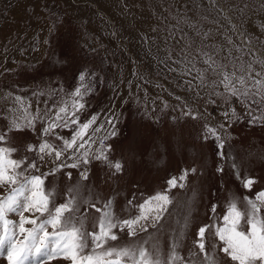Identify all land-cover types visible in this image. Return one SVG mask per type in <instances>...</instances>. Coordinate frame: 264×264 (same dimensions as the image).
Returning <instances> with one entry per match:
<instances>
[{"label": "rangeland", "instance_id": "obj_1", "mask_svg": "<svg viewBox=\"0 0 264 264\" xmlns=\"http://www.w3.org/2000/svg\"><path fill=\"white\" fill-rule=\"evenodd\" d=\"M262 60L264 0H0V89L25 100L20 112L0 108V132L9 128L7 107L18 119L37 117L34 130L9 132L5 146L18 149L13 159L26 158L25 174L33 170L27 168L32 162L38 169L51 166L52 160L41 162L25 148L39 145L42 129L60 107L67 104L72 112L71 94L85 73L90 90L75 117L80 125L94 118L81 149L90 154L89 163L62 168L45 179V189L55 192L53 205L64 203L67 190L78 186V195L97 208L111 200L117 221L130 219L139 214L135 205L187 171L185 186L170 191L173 203L160 224L149 222L147 231L134 238L117 228L118 240L107 246L140 243L164 257L175 241L178 254L189 261L201 226L222 223L229 201L243 211L244 198L255 199L264 190V89L260 95L249 89L247 96L231 97L205 61L244 75L251 85L247 66L261 72L257 61ZM245 91L240 88L241 94ZM253 117L258 119L250 124ZM206 126L224 136L226 159L216 155L214 138H204ZM77 127L61 124L43 138L63 148ZM98 150L119 161L122 171L94 159ZM232 163L239 165L241 177L254 179L250 189L237 179ZM85 170L88 178L81 180ZM80 214L87 217V231H93L100 213L81 208ZM214 244L221 246L208 234L210 252ZM90 251L91 244L85 249ZM0 264H6L3 257Z\"/></svg>", "mask_w": 264, "mask_h": 264}, {"label": "snow or ice", "instance_id": "obj_2", "mask_svg": "<svg viewBox=\"0 0 264 264\" xmlns=\"http://www.w3.org/2000/svg\"><path fill=\"white\" fill-rule=\"evenodd\" d=\"M208 69L221 76L220 85L224 92L231 97L240 95L247 96L249 89H255L254 94L260 95L264 89V60L257 61L262 66L261 72H255L252 64L247 66V80L245 76H237L235 72L228 73L216 68L214 64L205 61ZM252 73H255L254 75ZM203 79V76H201ZM78 79L80 86L71 94L72 112H69L65 104L55 112V118H50L47 125L42 129V139L38 146L28 144L25 151L35 152L38 159L43 162L52 160L54 167L47 173L40 175H28L21 171L26 158L17 160L12 154L17 148L5 146L8 133L11 131H24L35 129L37 117L25 115L22 119L10 121L7 131L0 132V188L6 189V194L0 196V257L6 264H52L59 260L68 261L69 264H264V190L256 194L255 199L244 198V210L238 207L235 200L229 201L227 211L222 217V223H214L201 226L196 232L193 242V251H190V260L185 261L177 252L178 245L174 241L169 247L166 256L162 257L158 249L149 251L144 244L134 243L124 247H108V241L118 240L115 229L127 230V235L134 238L138 232L147 231L150 222L153 227L160 224L169 211V205L173 203L169 193L173 188H183L188 172L184 171L177 177L167 181V189L157 192L148 197L142 204L135 205L138 215L125 220L117 221L111 212V200L102 208H97L95 202L85 200L78 195V186L67 190V198L64 203L53 205L54 191L45 189V179L49 175H55L65 167L77 168L81 164L89 163V153L81 151L87 141L85 135L92 121L79 124L75 112L83 108L80 103L82 96L88 89L84 81L85 73H80ZM239 85V87H238ZM246 91L241 94L240 88ZM224 93H221L223 95ZM21 102V98H16ZM25 112L27 110L25 109ZM235 114L233 110V115ZM188 115V113H185ZM228 114L225 113V116ZM195 118V116H193ZM256 117L249 120L254 123ZM61 124L68 127L78 125L73 132L71 140L63 141V148H57L43 137L48 136ZM220 125V128H224ZM98 131V129H97ZM110 135H116L115 131ZM214 138L216 155L223 159L228 156L225 151L226 140L216 129L206 126L205 139ZM230 149V146H229ZM71 152V155H66ZM78 153V155H77ZM94 159L107 163L116 173L123 169L119 161L112 162L105 154V150H98ZM63 159H71V164L63 163ZM228 166V165H226ZM237 179L245 189H250L255 183L251 177H241L239 165H230ZM28 169L39 171L36 162L27 164ZM195 171V169H191ZM224 168L217 167V172H223ZM69 178L71 173H68ZM88 174L85 170L81 172L80 179L87 180ZM132 204V201H129ZM81 208L94 209L100 213L99 217L92 222L93 231H87L85 224L87 217L80 214ZM213 205L212 211L215 212ZM9 214L19 217L17 221L9 219ZM188 218L184 217V225L187 226ZM30 225V227H26ZM183 227L178 224V232L184 235ZM49 229H51L49 231ZM211 234L221 245H212V251L208 250L207 236ZM91 244V251L85 249ZM222 254V255H221Z\"/></svg>", "mask_w": 264, "mask_h": 264}, {"label": "crops", "instance_id": "obj_3", "mask_svg": "<svg viewBox=\"0 0 264 264\" xmlns=\"http://www.w3.org/2000/svg\"><path fill=\"white\" fill-rule=\"evenodd\" d=\"M13 73V72H12ZM12 75V74H11ZM15 76H19V74H15ZM20 77V76H19ZM7 90H4L3 88L0 89V92H1V97H0V108L3 109L5 106H10L11 108H14L16 109L18 112H20L22 110V107H23V104L25 103V100L23 98H21V102H17L15 96H10L11 94V90L9 93L6 92ZM5 116L7 117V121H11L13 120L14 118L15 119H18L16 116H14L15 114L11 113L9 110H8V107H7V110L5 111ZM64 161V160H63ZM52 165L47 167V168H39V171H35V170H32L28 175H40L41 173H46L50 168L54 167V164L51 163ZM3 195V192L0 191V196ZM61 204V203H59ZM9 219H12L14 221H17L19 219V217L17 215H15L14 217H8ZM52 264H69L68 261H65V260H59L58 262H52Z\"/></svg>", "mask_w": 264, "mask_h": 264}, {"label": "bare ground", "instance_id": "obj_4", "mask_svg": "<svg viewBox=\"0 0 264 264\" xmlns=\"http://www.w3.org/2000/svg\"><path fill=\"white\" fill-rule=\"evenodd\" d=\"M36 45V44H35Z\"/></svg>", "mask_w": 264, "mask_h": 264}]
</instances>
